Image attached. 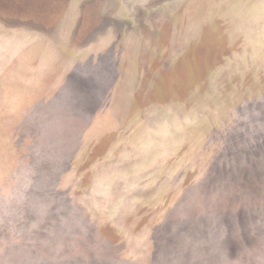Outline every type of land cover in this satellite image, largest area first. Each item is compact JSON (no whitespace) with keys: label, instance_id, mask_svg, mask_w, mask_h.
Segmentation results:
<instances>
[{"label":"rangeland","instance_id":"374dc122","mask_svg":"<svg viewBox=\"0 0 264 264\" xmlns=\"http://www.w3.org/2000/svg\"><path fill=\"white\" fill-rule=\"evenodd\" d=\"M0 264H264V0H0Z\"/></svg>","mask_w":264,"mask_h":264}]
</instances>
